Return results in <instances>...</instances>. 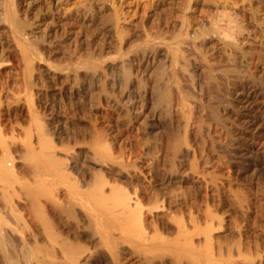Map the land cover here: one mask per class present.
<instances>
[{"label": "bare ground", "instance_id": "6f19581e", "mask_svg": "<svg viewBox=\"0 0 264 264\" xmlns=\"http://www.w3.org/2000/svg\"><path fill=\"white\" fill-rule=\"evenodd\" d=\"M30 1L0 0V27L6 31L5 36L0 34V81L11 74H19L24 78L20 80H24L26 90L39 91L44 77L51 81H72L80 86L90 76L91 80L99 82L100 93H104L111 107L116 109V117L126 121L120 134L125 136L140 131L149 119L148 133L158 137L159 145L155 147L154 157L148 156L149 159L145 155L147 163L143 162L142 167L126 165L104 140L107 133L93 124L87 132L84 129L85 135L80 140L87 157L85 165L77 160L79 156L76 159L75 153L72 155L68 148L54 142L63 134L41 122L33 112L30 122L19 126L25 139L19 149L22 157L16 161L11 150L15 144L6 143L0 124V264H152L154 261H160L159 264H236L233 259L221 258L220 250L226 240L223 235H211V225H207L206 218L201 222L190 217L188 225L177 218L174 229L167 226L170 231L165 233L166 237L163 232L161 234L162 228L157 222L161 215L175 209L173 202L176 203L177 197L170 196L172 191L165 189L174 185L176 177L172 171L180 166H177L180 157L195 158L194 142L204 138L205 132L207 138L215 142L216 130L224 131L243 148L249 162L246 171L264 174V38L258 41L261 36L257 38L258 34L250 32L246 39L229 43L215 34L216 38L211 37L204 47L193 46L208 68L206 76L209 77L205 76L208 78L205 83L209 91L219 80L216 71L222 70V76L230 75L238 81L234 82L236 87L233 86L234 100L228 101L227 111L222 113L219 106H213L215 102L207 105L199 95L204 91L199 77L197 79L199 68L196 63L191 64L193 60H188L184 49L165 47L166 36L163 39L162 36L170 30L166 25L153 21L147 24L140 19L134 23L137 29L156 31L153 37L144 36V43L133 45L127 19L121 15L115 17L109 7L99 1L89 4L85 0L82 7L71 10L62 9L61 0H35L34 4ZM240 14L246 16L243 9ZM190 17L184 18V22ZM135 36L137 39L138 35ZM179 38L182 37L179 35ZM220 45L222 47L217 49ZM205 47H209L208 51L203 49ZM112 49L117 53L110 59L113 63H102L107 60L100 63L105 51ZM217 54L228 63L226 68H214L211 57ZM107 71L117 72L113 73L116 84L112 81L114 84L109 86L107 74L110 73ZM82 87L80 92L85 97L91 93L90 82ZM1 95L0 116L9 115L13 101L10 103L8 97L5 100ZM14 97L13 100L19 98ZM32 101L30 98V104ZM94 111L102 115V104L96 105ZM205 111L209 114L205 115ZM172 114H180L179 122L182 123L178 125L179 133L167 134L163 131L162 119L171 118ZM140 159L144 160V155ZM166 162L170 171L159 180L153 164ZM19 166L24 171L21 177L18 175L22 172L17 175ZM193 168L197 169L198 165L195 163ZM139 177L154 189V199L149 201L145 211ZM181 179L189 180L183 175ZM198 180L193 179L192 183L199 185L201 181ZM157 183L160 189L154 188ZM240 199L237 195L236 209L243 206ZM27 210L31 217L21 213ZM202 225L206 226L201 228ZM195 237H200L196 243ZM212 241L218 247L216 259L201 253L202 249L211 248ZM237 249L240 254V247ZM245 264L250 262L246 260Z\"/></svg>", "mask_w": 264, "mask_h": 264}, {"label": "rangeland", "instance_id": "374dc122", "mask_svg": "<svg viewBox=\"0 0 264 264\" xmlns=\"http://www.w3.org/2000/svg\"><path fill=\"white\" fill-rule=\"evenodd\" d=\"M86 1H88L89 4H92L95 1H99L100 4L109 7L110 9L109 12L112 13L115 17L117 16L119 17V15H121V17H125L127 19L126 22L130 25L128 34L131 37L130 42L133 45L142 44L146 39L144 36L148 35L153 37L155 34L154 32L155 29L154 30L153 29L151 30L150 28H147V30L146 29L142 30V28L137 29V25L135 24L138 21H140V19L143 20L144 22H147V24L152 23L153 21L156 24L159 23L166 25V27H169L170 30L168 34L166 33V35L164 34L162 36V39L166 36L165 37L166 40H164L165 47L169 49H174L178 46H181V48L184 49L188 57V60H190V62L192 60L194 61V62L192 61L191 64L193 65L196 63V65L199 68L197 79L199 77L198 80H200L199 82L201 83V87L204 90L200 92L199 95L202 96L204 102L207 103V105H210V103L212 105L215 102L213 106L215 104H216L215 106H219L220 111L221 112L223 111L222 113L227 111L226 110L227 106L230 104L228 101L234 100L233 91L235 89L234 87H236L234 82H238V81L235 78H232V76L230 77V75H227L228 76L227 78L225 77L226 75L223 76L221 75L223 74L221 72L222 71L221 69L226 68L228 63L220 54H217L216 56L211 57V59L214 68H216L217 70L218 69L221 70V71H216L215 74V76L219 79L217 80V82L219 83L218 84L217 82L214 83V85H212L213 89L211 88V91H209L207 89V84L205 83L207 82L208 79L206 77H209V75L206 76V73L208 72L207 71L208 68L205 62L202 60L200 54H198V52L195 51L194 48L196 47V45L201 48L204 47L207 41H210L212 38H216L215 34H218L221 39L229 43L234 42L237 39L238 40L246 39V36L250 32L251 34L253 33H255L256 35L258 34L257 38L261 36L258 39V41H260L261 38L262 39L264 38L263 37L264 36V0H86ZM86 1L61 0V6L63 7L62 9L71 10L73 8L76 9L77 7H82ZM30 2H33L34 4L35 0L33 1L31 0ZM192 6H196V7L191 9V11L188 10L190 7L192 8ZM240 9H243L246 12V16L240 14ZM188 17H190L189 19H187V21L189 22L187 21L184 22L185 21L184 18H188ZM0 34H2V36L6 35V31L2 27H0ZM135 35H138L137 39H135L136 38ZM179 35L182 38H179ZM221 47L222 45L218 46L217 49H220ZM205 48L203 49L205 51H208L209 47H205ZM115 56H117L115 50L113 49L106 50L105 53L102 55L103 58L102 60H100V63L103 60H107L102 63H105V65L110 64L113 61V60L111 61L110 59H114ZM263 62H264V55H263ZM102 65L105 66L104 64ZM114 72L109 71L108 73L110 74H107L110 77V79H107L109 86L111 85V83L112 84L115 83L114 78L116 79L115 81H117V78L114 75L117 72L115 73ZM217 72H220V74ZM12 75H14V77ZM16 76L17 75L15 73L9 75V77L7 76L6 78H4V80H2L4 84L2 81H0V88L3 90V92L5 91V93L2 92L3 93L2 94L0 89V95L2 94L1 96L5 100H7L8 97V101H10V103H12L13 101L10 112L8 113L9 115L6 114L5 116H0V120L2 121V122L0 121V124H2L1 127L3 128L1 132L4 140L6 139V143L9 142L7 143L9 144V146L15 144L14 146L11 147L14 150L16 149V151H14L11 147L10 148L13 152L12 155L13 156L15 154L17 155V158L16 155L15 157L12 156V158H15V160L17 159L16 161H20L19 159L21 158L18 159V157H22L19 149L24 144V139H25L23 136V132L21 131L19 126L22 124L25 125L29 123L33 116L32 115L33 112L39 117L41 122L43 123L45 122L44 124L50 126V128H53V130H57L63 134V136L59 140H55L54 142L57 144H61L62 147L64 146L65 148H68L70 150V153L71 154L73 153L72 155L76 154L75 155L76 159L79 156L77 160L81 161L80 163L84 162L85 165L87 162V157H85L84 148H82L84 146L81 145V141L83 140V137L85 135V130L87 132V130H89L91 125L93 124L95 127L97 126V128L107 133L105 135L106 137H104L105 138L104 140L107 141L109 145L112 146L111 147L113 149L112 153L114 155L120 156V160L123 159L122 162H124L126 165L128 164L133 167L134 166L142 167L144 163H147V160H145L146 158L145 155L147 156V158L149 157L151 158L155 156L156 153L155 147L156 148L158 147L159 139L158 137L157 138L151 137V134L149 135L150 130L148 129L151 128L149 127L151 125V120L149 121V119L148 120L146 119L145 120L146 122L140 128V131L131 133L130 135L129 134L125 136L123 134L121 135L120 132L121 131L123 132L124 129L123 124H125L126 121L123 120L122 118H120L121 119L120 120L116 117L115 115L116 109L111 107L112 104H110V101L108 99L106 100L107 96L105 98L104 96L105 94L100 93L102 91L99 82L93 79L91 80L90 76L88 81L91 83L92 89H91V93L89 92L88 95H86V97L80 91H82L83 89L82 86L89 84L88 81L81 82L79 86L78 85L79 83H74L72 81H68V83L62 82V80L51 81L48 79V77L47 78L42 77L45 80H41L40 84H42V86L40 85L38 89L39 91H31V90L28 91L25 89V87H23L24 80L22 79L24 78L22 76H19L18 74L19 77L17 76L18 79L16 80L15 78ZM21 77H22L21 80L23 82H21L20 80ZM204 78L206 79V81H204L205 80ZM223 79H228L230 83L227 82L228 80H223ZM20 83L22 86L20 85ZM237 84L238 83H236V85ZM214 87L215 88L219 87V88L215 89ZM7 92L13 94H11L10 96V94ZM6 93L9 96H7ZM14 94L15 97L19 96V98L22 97L23 99L20 100L19 98H15L13 96ZM37 95L40 97H38ZM116 96L119 97V94H117ZM13 97L16 99V101L15 99L13 100ZM99 97L100 99H98ZM30 98L34 100V102L32 101L31 104L29 102ZM18 99L20 103L22 102V104L20 103L18 104L17 102ZM112 99H116V98L113 97ZM98 100L99 102L101 101L102 103L101 102L99 103ZM14 103L16 104L14 105ZM107 103L109 104V106ZM99 104H102L103 107L102 115L96 114V112L94 111L96 105ZM208 114L209 113H206L205 111V115ZM174 115L172 114L174 119L172 116L171 118L169 117L166 119L165 118L162 119V126L164 127L163 131L166 132L167 134H170L171 132L173 133L175 131H176L175 133H179L178 125L182 123L179 122L181 121L179 120L181 119L179 118L180 114L179 115L174 114ZM205 117L208 120L210 119L209 116L208 117L205 116ZM116 121H118V124ZM171 121L173 123H171ZM209 123H211L213 128H217L215 127V124H212L213 123L212 121H208V124ZM204 128H206V126ZM204 131H206V129ZM117 132L118 134H116ZM12 134L15 135L13 136ZM216 134H214L215 142H211V140L207 138L206 132L205 135L203 133L202 136H204V138L202 137L201 140L200 138H197L196 141L194 142L195 144L193 143L195 147H197L195 158L192 156L190 158H185L184 156H182L178 160L179 163L177 162V166L178 164L180 166L177 167L178 169L175 170L176 172L172 171L173 173H175L173 174L175 175L174 177H176L174 180L175 181L174 185L172 183L169 187L165 188L166 192H169L168 190L172 191V194L170 192L171 194L170 196H173L174 198L177 197L176 198L177 200L174 201H176L178 205L175 202H173L176 210L173 209L174 211V212L172 211L173 213L168 211L166 215L164 216L161 215L160 216L161 218L158 219L157 223H159V226L162 228L161 234L163 232L164 234L162 235L164 236L165 233H168L170 231V229H174L175 227L174 221H176L177 218L179 220L181 219V221H183L184 224L186 225H188V222L190 223V220L193 218L198 219L196 221H201V222H203L206 218L205 221L206 223H208L207 225L208 226L209 224L211 225L210 226V230L212 231L211 235L212 236H216L218 234L223 235L224 240H226V241L223 240L224 242L220 250L221 258L223 260L233 259L236 262V264H245L246 260H248L250 264H258L259 261L260 264H264V174H255L251 171L247 172L246 169L247 166L249 165L248 164L249 162L248 159L244 157L245 153L241 145L236 141L232 140V138H230L226 134H224V131L220 130L219 128L218 130H216ZM114 135L115 137H113ZM11 136H13V138ZM141 137H143V140L140 139ZM113 138H116V140ZM10 139H12L13 141H11ZM11 142H13L14 144ZM16 145L18 146V148ZM17 150L19 153L17 152ZM143 155H144V160L140 159V156L143 157ZM191 158L193 159L191 160ZM195 163L196 165H198L197 169L193 168V165H195ZM153 165H154L153 169L159 180L164 178V175H166L167 172L170 171L168 167V162L164 164L155 163ZM133 167L131 168V171L134 170ZM21 168L22 166H19L17 168V170L19 169L18 171H20V172L17 171V175L23 171V168L22 169ZM13 170L15 171V168ZM179 170H181V172ZM21 175H24V173L18 176L21 177ZM182 175L184 177L188 176L189 180L183 181V179H181ZM193 179L195 181L199 179L201 182L198 180V182H200L198 183L199 185L195 183L193 184L192 183ZM139 180L141 182V193H142V201H143L142 207L144 208L145 211L146 206L151 202L150 200L154 199L153 198L154 189L153 190L150 189L148 184L144 182V180L141 179V177H139ZM154 188L160 189L159 183H157ZM237 195H240L241 205H243L240 207V209H236L235 208L236 206H234L236 204ZM17 204L18 203L15 202V205ZM168 206H170V204ZM23 208L24 207L21 206V209ZM21 213H24V215L26 214L25 216L31 215L28 210L27 212H21ZM174 213H176V215ZM173 216L176 217L173 218ZM200 218L203 220H201ZM205 226L206 225L204 226L202 225L201 228H204ZM163 228L166 229L163 230ZM200 236L202 235L200 234ZM233 237L234 239H236L237 237L236 239L237 242H235L236 240H234ZM199 238L198 237L194 238L195 243L196 241H198ZM238 239L241 246L240 245L238 246L239 243ZM211 243H212L210 245L211 248L202 249L201 253L207 254L211 257H215L216 259L218 257V247L215 241H212ZM238 247H240L239 249L240 254L239 252H236L238 250L237 249ZM123 248L125 250L127 249L126 247ZM135 259L137 260V258ZM159 263L160 261H154L152 264H159ZM135 264H142V263L136 262ZM183 264H187V263L183 262Z\"/></svg>", "mask_w": 264, "mask_h": 264}]
</instances>
